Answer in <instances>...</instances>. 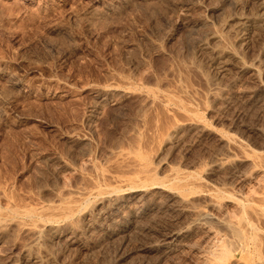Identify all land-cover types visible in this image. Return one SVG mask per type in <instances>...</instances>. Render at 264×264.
Segmentation results:
<instances>
[{
  "label": "rangeland",
  "instance_id": "374dc122",
  "mask_svg": "<svg viewBox=\"0 0 264 264\" xmlns=\"http://www.w3.org/2000/svg\"><path fill=\"white\" fill-rule=\"evenodd\" d=\"M239 3L237 0H0V193H6L0 194V212L6 207L7 196H11L8 200H16L17 205L33 203L34 199L39 201L49 197L48 188L59 181L60 184L68 179V185L74 184L79 175L56 165L58 158L68 166L79 164L78 167L86 171L88 161L80 154L83 149L94 148L97 157L94 159L101 162L112 148L126 146L137 133L148 136L149 121L153 117L160 120L165 115L158 103L137 99L136 92L123 98L117 96L99 108L94 125L102 123L109 131L106 137L97 135L99 126L97 129L93 126L90 115L93 114V97L99 90L119 92L126 85L139 83L147 88L170 90L179 82L200 94L203 103L208 101L202 103L204 107L198 106L208 124L220 127L225 118L227 122L264 129L263 110L244 102L241 105L239 101L220 111L217 103H210V99L203 96L212 82H220L222 78L210 64L208 52L203 53L200 48L209 41L212 33L232 35L221 24L236 10H244ZM252 30L250 38L255 41L263 30ZM229 38L232 42L233 36ZM191 64L193 67H189ZM118 97L121 103L117 101ZM143 109L146 110L142 112L143 116H153L142 117ZM137 114L141 115L139 119ZM106 115L110 118L105 124ZM144 126L148 128L145 130ZM253 135L251 146L256 148L262 135L255 134V138ZM74 139H78L81 148L77 151H72ZM122 140L124 142L120 143ZM153 146L150 150L152 160L156 155L164 154L169 158L167 145L158 140ZM203 150L193 148L187 159L193 160ZM211 177L209 183L219 178ZM230 188L248 195L254 190L260 191L262 182L258 176L246 177L236 179ZM159 214L146 219L142 227L130 235L128 243L121 245L118 238L109 240L105 248L95 251L92 258L97 260H92L93 263L118 264L117 260L121 261L118 256L124 252L125 260L119 264H204L208 247L219 237L201 230L189 240L186 238L183 245L180 241L184 239L177 240L178 243L173 241L177 244L173 251L169 248L164 251V242L170 239L168 236L185 220L182 217L180 220L175 213ZM3 227L0 228V264L18 255L21 241L14 238L8 226ZM150 236L159 241L158 249L155 247L152 254L138 252L140 246L152 241ZM160 249L166 258L160 255Z\"/></svg>",
  "mask_w": 264,
  "mask_h": 264
},
{
  "label": "bare ground",
  "instance_id": "6f19581e",
  "mask_svg": "<svg viewBox=\"0 0 264 264\" xmlns=\"http://www.w3.org/2000/svg\"><path fill=\"white\" fill-rule=\"evenodd\" d=\"M237 1L244 10H236L233 15L222 20L223 24L220 23L226 32L232 34H228L229 37L233 36L232 42L227 34L222 36L212 33L209 41L200 48L203 53L208 52L210 64L220 75L219 78H222L220 82L217 78L218 81L215 79V82H210L211 85L203 96L210 99L209 102L217 103L220 111H225V108L228 109V106L239 101L240 104L244 102L264 111V0ZM255 28L262 29L263 33L257 40L252 41L250 33ZM183 72L181 71L182 74ZM139 85H126L125 89L123 87L119 92L97 88L99 94L96 91V96L93 97V114L90 115L91 119L89 118L95 128L99 126V129L96 128V134L107 136V126L102 123L95 126V119L98 117L99 108L107 101L117 99V96L123 98L127 97L126 94L136 92L137 99L158 103L165 115H162L160 120L153 117L150 123L147 122L150 127L148 136L145 132L143 136L142 133H137L126 146L114 145V149L107 152L101 162L95 160L97 157L95 158L94 148L82 147L80 154L88 161L86 171L78 167V163L77 167L76 163L74 167L68 166L64 161H58L57 157L56 165L60 164L62 169L74 171L79 177L71 185H68V179L66 181L63 178L65 182L59 184V181L51 188L47 187L49 197L41 196L43 199L39 201L32 199L33 203H20L18 200L21 205H17L14 203L16 200H8L11 196H7L9 198L4 199L7 201L6 207L0 212V228L8 226L14 238L21 241L18 255L3 264H95V261H92L97 260L92 258L95 251L105 248L109 240L114 238H118L121 245L128 243L130 235L136 233L134 231H137L146 219H151L159 213H175L180 220L181 217L185 220L183 225L180 224L179 228H175L172 235L168 236L170 239L164 242V251L166 248L173 251L179 240L184 239L180 243L185 244L186 238L189 240L193 234L202 230V233L219 237L214 236L218 240L208 247L204 264H264V129L247 127L241 122H227L225 118L222 123L218 121L220 127L208 124L198 110L204 98L201 99L195 90L187 89L186 84L178 82L175 88L170 90L167 87V90H162ZM119 100L118 97L117 101ZM205 102L208 103L204 101L203 104ZM144 111L146 110L140 112L142 117L147 115L145 112L146 115L143 116ZM141 115L137 114L138 119ZM106 117L105 124L110 118L107 115ZM255 134L262 135L260 136L263 147L260 146L261 143L257 145L262 147L260 150V147L251 146L252 135L254 137ZM77 140H71L72 151L81 149ZM158 140L167 145L169 158L164 154L156 155L152 160L153 154L150 150ZM195 147L203 148L204 152L197 153L198 155L189 161L188 154ZM211 176L219 178L209 183ZM257 176L262 182L260 191L252 190L253 193L244 195L243 192L236 193L230 188L236 179ZM0 194L6 195L3 192ZM153 240L154 238L151 242H146V245L141 242L143 245L137 249L138 252H155L158 240ZM162 249L160 255L165 254ZM119 257L124 261L126 256L124 257L122 252ZM117 261L118 264L121 262Z\"/></svg>",
  "mask_w": 264,
  "mask_h": 264
}]
</instances>
